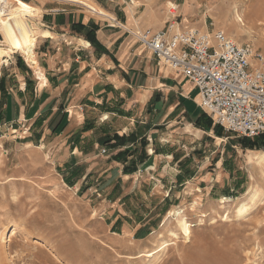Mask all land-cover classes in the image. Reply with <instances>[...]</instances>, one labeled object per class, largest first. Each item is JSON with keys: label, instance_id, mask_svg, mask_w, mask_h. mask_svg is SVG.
<instances>
[{"label": "rangeland", "instance_id": "rangeland-1", "mask_svg": "<svg viewBox=\"0 0 264 264\" xmlns=\"http://www.w3.org/2000/svg\"><path fill=\"white\" fill-rule=\"evenodd\" d=\"M9 1L13 6L40 9L38 3L44 1L48 7L74 3L88 8L76 0ZM121 2L112 1V7L118 9L122 5L116 4ZM171 4L179 5L178 14L188 26L207 32L224 30L234 40L249 43L264 53V25L259 24L262 18L253 19L245 13V25L238 27L233 15L234 6L242 9L241 14L243 9H250V0H125L124 6H137L135 29L149 26L143 23L149 10L158 13L164 25ZM17 54L27 60L20 52ZM195 94L196 90L191 92L192 96ZM191 109V116L183 119L181 115V123L176 127L184 134L171 135L168 144L174 148L181 146L174 153L175 158L181 159L178 179L181 175L190 179L191 190L183 191L184 204L170 206L159 225L162 216H157L158 207H154L162 195L154 191V180L140 176L134 206L138 208V216L144 218L150 213L152 220L138 232L134 223L128 231L115 227L108 213L112 200H102L104 206L92 200L96 196H91L86 188L82 189L84 177L75 174L84 172V166L77 171L76 165L58 166L59 162L52 158L42 162L40 148L16 143L10 137L0 140V230L7 225L11 227L8 238L0 241V264H264V166L249 159L250 154L264 148H246L242 136L218 130L206 113L213 121L212 127H195L194 121L203 111L193 100ZM145 115L143 111L141 117ZM124 138V143L126 139L133 143L139 136L130 134ZM148 143L146 137L141 138L139 163L148 159ZM103 149L107 152V145ZM16 152L19 159L14 161ZM51 171L59 181L50 180ZM257 183L261 190L258 200L246 216L238 217L241 203ZM176 200L171 205H180L179 199ZM188 203L196 207L191 209ZM178 210L184 211L192 225L189 237L179 231ZM142 236L146 237L140 240ZM163 242L166 246L159 255L157 248ZM142 252L145 255L141 256Z\"/></svg>", "mask_w": 264, "mask_h": 264}, {"label": "crops", "instance_id": "crops-1", "mask_svg": "<svg viewBox=\"0 0 264 264\" xmlns=\"http://www.w3.org/2000/svg\"><path fill=\"white\" fill-rule=\"evenodd\" d=\"M86 1L110 10L111 17L93 14L79 4L48 7L47 1L39 2L42 14L38 21L53 37L37 40V66L17 53L3 58L0 140L10 137L16 143L40 148L42 162L52 158L58 166L76 165L77 171L84 166V172L75 174L84 177L82 189L104 206L102 200H112L108 213L115 227L128 231L134 223L138 232L152 220L150 213L138 216L134 206L140 176L154 180V191L162 195L154 207H158L157 216H162L159 225L170 206L184 204L183 191L191 190L190 179L182 175L178 179L181 159L174 153L181 146L168 144L171 135L184 134L176 127L181 115L183 119L191 116L198 89L188 78L160 64L131 33L137 6L125 7L122 0L117 9L112 7L114 0ZM157 14L149 10L143 23L155 29L163 27ZM143 111L146 115L141 117ZM130 134L139 139L124 143L121 137ZM142 137L149 142L148 159L139 163ZM104 145L106 154L102 153ZM17 159L18 152L13 157ZM25 161L28 166V159ZM22 166L25 170V164ZM50 180L59 181L53 171ZM173 195L180 205H171L177 202Z\"/></svg>", "mask_w": 264, "mask_h": 264}, {"label": "built area", "instance_id": "built-area-1", "mask_svg": "<svg viewBox=\"0 0 264 264\" xmlns=\"http://www.w3.org/2000/svg\"><path fill=\"white\" fill-rule=\"evenodd\" d=\"M178 10L171 4L159 29L136 27L131 33L160 64L196 85L197 104L214 124L242 137L264 135V53L224 30L188 26Z\"/></svg>", "mask_w": 264, "mask_h": 264}, {"label": "bare ground", "instance_id": "bare-ground-1", "mask_svg": "<svg viewBox=\"0 0 264 264\" xmlns=\"http://www.w3.org/2000/svg\"><path fill=\"white\" fill-rule=\"evenodd\" d=\"M76 1L87 5L88 8L102 16L111 17L110 12L93 3L85 0ZM250 3V9H243L242 14L240 13V10L242 9L238 7L237 9L235 6L233 7V15L238 27H243V25H245V13L251 14L253 19L261 17L262 21L259 24L264 25V0H250ZM41 12L42 10L39 7L13 6L9 0H0V33L3 37H1L2 39H0V42L4 44V46L2 45L3 47H0V61L11 53L20 52L29 62H33L35 65L38 63L35 54L37 40L40 37H53V34L47 28L42 27L37 21ZM249 159L258 166H264V151L255 153L254 155L250 154ZM260 192V185L257 183L252 187V189L248 192L246 199L241 203L238 209V217H244L249 213L258 200L259 195L261 194ZM195 207L196 204L193 203L190 208L194 209ZM183 212V210H178V217H176V219L178 218L179 231L186 237H189L192 233V225L190 221L185 218L186 216ZM10 229V225H7L4 229L0 230L1 242H4L8 238L7 232H9ZM172 233L174 234V231H172ZM165 246L166 245L163 242L160 244L159 248H157L159 255H162V251L165 249ZM143 255H145V253L142 252L141 256ZM146 255L149 256V253Z\"/></svg>", "mask_w": 264, "mask_h": 264}, {"label": "trees", "instance_id": "trees-1", "mask_svg": "<svg viewBox=\"0 0 264 264\" xmlns=\"http://www.w3.org/2000/svg\"><path fill=\"white\" fill-rule=\"evenodd\" d=\"M194 124L198 128L209 129L212 127L213 121L210 117H208L203 112L197 117V119L194 121ZM217 127H218V130L223 129L220 126H217ZM121 138L125 139L124 136ZM241 141H242V144H244V146L246 148H251V149L256 148V147L257 148H264V135H261V136L255 137V138L243 137L241 139ZM143 160L144 159H142L141 161H143Z\"/></svg>", "mask_w": 264, "mask_h": 264}]
</instances>
